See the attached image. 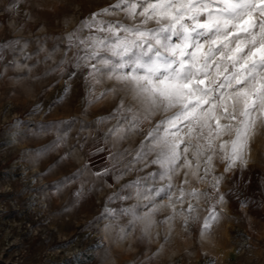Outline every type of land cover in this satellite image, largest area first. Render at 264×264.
<instances>
[{"label": "rangeland", "instance_id": "374dc122", "mask_svg": "<svg viewBox=\"0 0 264 264\" xmlns=\"http://www.w3.org/2000/svg\"><path fill=\"white\" fill-rule=\"evenodd\" d=\"M115 3L0 0V264H264V121L246 166L225 171L223 136L210 164L190 147L191 166L182 157L171 181L153 178L155 153H137L163 114L131 130V113L114 115L130 96L115 80L93 84L69 47L82 21ZM117 124L129 130L114 135ZM213 206L219 218L204 230Z\"/></svg>", "mask_w": 264, "mask_h": 264}, {"label": "snow or ice", "instance_id": "6c2138e0", "mask_svg": "<svg viewBox=\"0 0 264 264\" xmlns=\"http://www.w3.org/2000/svg\"><path fill=\"white\" fill-rule=\"evenodd\" d=\"M115 12H122L125 20L101 18ZM84 29L89 35L79 37ZM73 44L76 67L86 69L93 84L115 80L130 96L134 103L125 107L121 100L114 115L131 113V130L157 112L163 114L137 153L138 158L155 153L151 163L161 170L150 174L153 178L171 181L182 157L184 166H191L190 147L196 148L197 161L203 151L209 152L210 164L215 141L223 136L230 137L218 145L225 171L237 161L246 166L243 151L249 133L256 121H264V0H116L69 34V47ZM128 130L117 124L110 132L119 136ZM214 179L219 202L220 178ZM139 185H134L138 195ZM171 187L156 189L154 195ZM218 218L213 206L204 230Z\"/></svg>", "mask_w": 264, "mask_h": 264}]
</instances>
